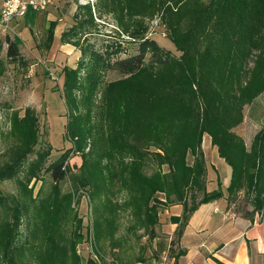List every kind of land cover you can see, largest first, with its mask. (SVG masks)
<instances>
[{
    "label": "rangeland",
    "instance_id": "374dc122",
    "mask_svg": "<svg viewBox=\"0 0 264 264\" xmlns=\"http://www.w3.org/2000/svg\"><path fill=\"white\" fill-rule=\"evenodd\" d=\"M88 5L94 22L82 23L69 37L83 49L81 58L71 43L46 49L49 18L68 29L78 10L87 15ZM16 19L26 21L29 31L11 26L0 35L13 39L20 53L8 57L3 43L0 264H176L184 204L163 192L146 197L134 177L139 166L128 164L132 157L112 156L122 136L148 129L161 96H146L149 82L128 83L117 71L100 68L85 51V38L94 49L116 40L122 48L118 55L125 56L136 50L138 37H150L180 58L172 39L183 37L193 84L197 79L206 84L208 72L229 55L245 58L244 69L255 80L264 74L257 66L264 62V0H49L44 9L29 8ZM82 61L77 78L64 86L63 67ZM262 127L264 92L244 105L242 119L230 130L249 148ZM207 140L205 133V161ZM151 160L142 167L144 174L156 168L158 161ZM13 163L15 174L3 176ZM54 163L64 165L59 180L52 176ZM161 170L168 172V164ZM227 185L221 184L222 190ZM232 207L252 213L243 191Z\"/></svg>",
    "mask_w": 264,
    "mask_h": 264
},
{
    "label": "trees",
    "instance_id": "16d2710c",
    "mask_svg": "<svg viewBox=\"0 0 264 264\" xmlns=\"http://www.w3.org/2000/svg\"><path fill=\"white\" fill-rule=\"evenodd\" d=\"M82 7L79 5L80 9ZM85 9L87 15L82 16L79 10L73 15L75 24L62 33L63 42L71 43L70 35H75L82 23L94 22L90 6H85ZM55 23L50 21L47 29L46 40L49 42L52 40ZM184 39H172L182 53L180 58L167 53L150 37H138L136 50L125 56L118 55L122 48L116 40L94 49L85 38L88 47L84 48L100 68L117 71L126 76L125 81L128 83L149 82L151 86L146 89V96H161V103L156 104L158 108L148 129L122 136L113 145L112 156L113 159H119L121 155L132 157V162L128 164L139 166L134 177L146 190V197L151 198L155 192H163L184 204L185 219L179 228V237L189 216L201 203L222 197L233 203L241 191L252 206V214H264V127L255 134L249 148L241 136L230 130L242 119L244 105L264 92V74H258L252 80L244 69L245 58L239 56L235 59L229 55L208 72L210 74L206 84L200 79L193 84L192 64L184 56ZM4 42L7 44L6 55L10 58L18 57V44L6 35L4 39L0 38V60ZM71 44L76 46L74 42ZM78 48L81 58L83 49L80 46ZM82 63L77 67H63L64 86H69L71 80L77 78ZM257 66L264 68V62L260 61ZM66 96L69 105L70 98L67 93ZM69 124L70 121L67 122ZM205 133L211 137V143L217 147L219 156L230 168L225 193L219 180L216 187L209 188L212 180L207 175V162L201 149ZM149 145L154 146L155 150H150ZM188 156L192 158L191 162ZM151 159L157 160L158 164L151 174H144L141 169L152 162ZM162 163L168 164V172L161 170ZM16 164L6 167L2 175H14L18 166ZM64 174V165L54 163L53 179L59 180ZM187 199L190 200L189 205ZM78 230L76 235L79 234ZM184 252V249H180L177 257ZM46 260L50 263L52 258L49 256Z\"/></svg>",
    "mask_w": 264,
    "mask_h": 264
},
{
    "label": "crops",
    "instance_id": "0c3cea01",
    "mask_svg": "<svg viewBox=\"0 0 264 264\" xmlns=\"http://www.w3.org/2000/svg\"><path fill=\"white\" fill-rule=\"evenodd\" d=\"M3 2L0 0V6ZM50 21L56 23L52 40L43 42L45 48L68 45L61 39L67 28L49 18L46 29ZM12 28L17 32L29 31L24 20L15 19ZM71 47L73 53L80 56V50ZM204 152L207 175L212 180L209 188L216 187L218 180L221 184L229 182L230 168L211 140L204 142ZM179 246L185 252L177 257L176 264H264V218L258 219L257 214L250 211L234 210L224 197L201 203L189 216L179 237Z\"/></svg>",
    "mask_w": 264,
    "mask_h": 264
},
{
    "label": "built area",
    "instance_id": "2783aa9c",
    "mask_svg": "<svg viewBox=\"0 0 264 264\" xmlns=\"http://www.w3.org/2000/svg\"><path fill=\"white\" fill-rule=\"evenodd\" d=\"M49 0H4L0 6V35L11 29L13 21L25 15L27 9H44Z\"/></svg>",
    "mask_w": 264,
    "mask_h": 264
},
{
    "label": "clouds",
    "instance_id": "9594fccd",
    "mask_svg": "<svg viewBox=\"0 0 264 264\" xmlns=\"http://www.w3.org/2000/svg\"><path fill=\"white\" fill-rule=\"evenodd\" d=\"M17 2H18V0H17Z\"/></svg>",
    "mask_w": 264,
    "mask_h": 264
}]
</instances>
